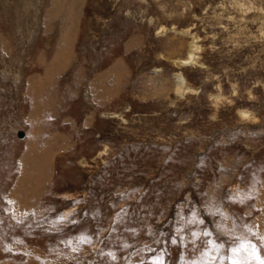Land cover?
<instances>
[{"label":"rangeland","instance_id":"obj_1","mask_svg":"<svg viewBox=\"0 0 264 264\" xmlns=\"http://www.w3.org/2000/svg\"><path fill=\"white\" fill-rule=\"evenodd\" d=\"M261 260L264 0H0V264Z\"/></svg>","mask_w":264,"mask_h":264},{"label":"bare ground","instance_id":"obj_2","mask_svg":"<svg viewBox=\"0 0 264 264\" xmlns=\"http://www.w3.org/2000/svg\"><path fill=\"white\" fill-rule=\"evenodd\" d=\"M198 47L196 45H191L190 49H189V55H188V61H193L195 59V51ZM176 86H177V89L180 90L181 92H183L184 90H186L188 87L185 83V80L184 78L181 76H179L177 79H176ZM46 160V159H45ZM45 163V162H44ZM42 164V163H41ZM27 165V164H26ZM36 171V170H35ZM38 176V174H37ZM36 192V191H35ZM38 192V191H37ZM11 196V195H10ZM26 204V203H25ZM22 207V206H20ZM19 207V208H20ZM25 212V211H24ZM19 214V213H18Z\"/></svg>","mask_w":264,"mask_h":264},{"label":"snow or ice","instance_id":"obj_3","mask_svg":"<svg viewBox=\"0 0 264 264\" xmlns=\"http://www.w3.org/2000/svg\"><path fill=\"white\" fill-rule=\"evenodd\" d=\"M205 235H208V233H205ZM233 251H236L235 249H233ZM253 252H255V248H253ZM257 259H259V257H257ZM233 264H236L235 261H233ZM260 264H264V260L260 261Z\"/></svg>","mask_w":264,"mask_h":264},{"label":"water","instance_id":"obj_4","mask_svg":"<svg viewBox=\"0 0 264 264\" xmlns=\"http://www.w3.org/2000/svg\"><path fill=\"white\" fill-rule=\"evenodd\" d=\"M23 135V131H18V136H22Z\"/></svg>","mask_w":264,"mask_h":264}]
</instances>
